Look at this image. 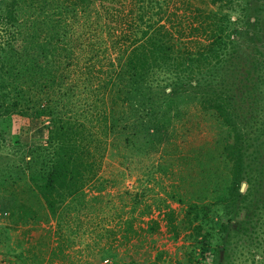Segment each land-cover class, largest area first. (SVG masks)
<instances>
[{
	"label": "trees",
	"instance_id": "trees-1",
	"mask_svg": "<svg viewBox=\"0 0 264 264\" xmlns=\"http://www.w3.org/2000/svg\"><path fill=\"white\" fill-rule=\"evenodd\" d=\"M207 1L213 6L191 0H0V144L7 145L15 114L47 119L44 144L0 167V180L16 172L13 182L27 193L15 198L25 209L23 220L39 218L28 198L35 193L54 222V228L36 224L39 238L48 241L44 249L37 246L35 264H72L70 240L50 243L81 225V217L64 216L65 208L83 199L108 153L138 167L132 165L136 156L150 157L174 137L181 107L190 100L224 127L218 138L229 173L220 195L226 217L210 264H218L219 250L220 264H240L241 258L244 264L249 256L264 262V50L256 43L264 40V0ZM185 154L178 164L190 169ZM178 181L167 195L184 202L190 223L194 199L186 179ZM135 201L122 225L101 231L118 232L122 252L130 248L126 242L134 246L132 237L139 241L157 227L153 217L142 218L149 204L136 216ZM155 207L177 235L171 207ZM200 247L207 250L209 243L204 239ZM95 257V264H125L111 247H100Z\"/></svg>",
	"mask_w": 264,
	"mask_h": 264
},
{
	"label": "rangeland",
	"instance_id": "rangeland-1",
	"mask_svg": "<svg viewBox=\"0 0 264 264\" xmlns=\"http://www.w3.org/2000/svg\"><path fill=\"white\" fill-rule=\"evenodd\" d=\"M191 2L200 6H213L207 0H191ZM175 3L178 1L172 3V6ZM262 41H256V43L261 50H264ZM247 46L249 45L243 48L245 52L248 49ZM183 109L184 114L175 123L177 127L174 130V137L169 136L150 157L136 156L135 160L131 159V161L134 160L132 165L136 164L138 167L126 166L127 161L112 156L113 152H110L111 155L108 153L97 176L85 187L83 199H77L73 207L70 205L69 208H65L64 216L81 217V225L78 228L74 226L72 233L68 231L63 233L64 236L57 234L52 236L50 243L55 244L56 240L64 237V240H70L71 247L68 251L71 258L68 261L72 260V264H95L96 251L103 246L111 247V250L114 248L122 253L125 257H122L121 261L125 264H129L130 259L124 253L128 256L132 254L138 264L151 258H155L157 264H210L211 248L213 244L219 242L220 222L226 217L220 203V195L224 194V184L229 178V173L227 161L223 159L221 150L223 141L218 138L224 133V127L213 113L204 112L194 100L185 103L181 107V110ZM259 119L260 117L257 119L258 122ZM46 124V117L33 119L15 114L9 128V135L5 139L8 143L0 144V167H4L6 163L17 164V156L21 150L44 144L43 128ZM12 145L18 146L19 151L13 153L10 149ZM183 153H187L185 155L189 163L193 165L190 169H185L182 167L183 164H178L179 157ZM129 157L133 156H128L127 160L130 159ZM176 167L180 169L181 174L176 172ZM16 174L12 172L10 177L0 180V264H35L37 260L35 261L33 257L38 251L37 246L42 244L44 249L48 241L46 238H39L37 225L41 226L40 228L42 226L54 228V222L47 221L48 216L34 190V197L28 195V198L33 199L31 205L39 218L36 221L23 220L25 209L15 203V198L20 194L27 196V193L21 192L17 181L13 182ZM0 178L3 179L2 176ZM184 178L186 179L185 188L189 189L188 194H191V198L194 199V208L189 215L190 220L192 219L190 223L184 217L187 209L184 202L173 200L167 195L175 190L172 183L176 184L179 180L177 184H180ZM190 181H192L191 185ZM125 191L131 194L128 196ZM29 199H26L27 202H30ZM135 199L137 203L134 202L136 206L133 212L136 216L145 204H149L150 213L142 215V218L146 220L149 216L153 217L157 227L151 232L144 231L139 241V236L132 237L130 242L134 246L126 242L125 247L130 246L132 249L128 248V252H122L124 244L116 239L119 238V233L110 235L107 230L101 231L105 227H116L119 223L122 225ZM165 204L171 207L174 222L179 224L177 235L174 237L166 229L162 214L155 207ZM140 225L145 226V223ZM100 232L102 236L98 237ZM66 236L69 237L66 238ZM204 239L209 243L207 250H202L200 247ZM64 240L60 241L64 242ZM28 248L29 250H25ZM18 253L21 255L18 256ZM25 256L27 259L24 260ZM217 258L220 264V250ZM242 259H238L240 264H243ZM100 262L102 263L103 260ZM53 263L55 264V261ZM60 264L65 262L61 261ZM244 264H255V262L249 256Z\"/></svg>",
	"mask_w": 264,
	"mask_h": 264
},
{
	"label": "water",
	"instance_id": "water-1",
	"mask_svg": "<svg viewBox=\"0 0 264 264\" xmlns=\"http://www.w3.org/2000/svg\"><path fill=\"white\" fill-rule=\"evenodd\" d=\"M243 188H244V182L242 181L241 183H240V186H239V190H243Z\"/></svg>",
	"mask_w": 264,
	"mask_h": 264
}]
</instances>
